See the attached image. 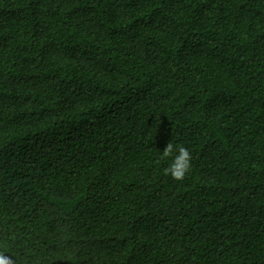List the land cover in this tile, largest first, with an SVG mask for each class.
<instances>
[{
	"label": "trees",
	"instance_id": "obj_1",
	"mask_svg": "<svg viewBox=\"0 0 264 264\" xmlns=\"http://www.w3.org/2000/svg\"><path fill=\"white\" fill-rule=\"evenodd\" d=\"M0 251L264 264V0H0Z\"/></svg>",
	"mask_w": 264,
	"mask_h": 264
},
{
	"label": "clouds",
	"instance_id": "obj_2",
	"mask_svg": "<svg viewBox=\"0 0 264 264\" xmlns=\"http://www.w3.org/2000/svg\"><path fill=\"white\" fill-rule=\"evenodd\" d=\"M162 158L171 157V163L165 170L174 180H182L191 169V153L183 145L168 143L161 151ZM0 264H14L13 260L0 251Z\"/></svg>",
	"mask_w": 264,
	"mask_h": 264
}]
</instances>
